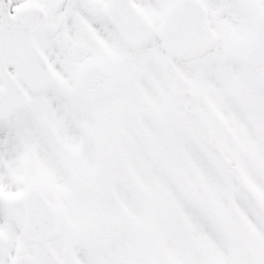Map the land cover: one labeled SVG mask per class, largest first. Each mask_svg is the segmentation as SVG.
Here are the masks:
<instances>
[{
    "label": "snow or ice",
    "instance_id": "6c2138e0",
    "mask_svg": "<svg viewBox=\"0 0 264 264\" xmlns=\"http://www.w3.org/2000/svg\"><path fill=\"white\" fill-rule=\"evenodd\" d=\"M0 264H264V0H0Z\"/></svg>",
    "mask_w": 264,
    "mask_h": 264
}]
</instances>
